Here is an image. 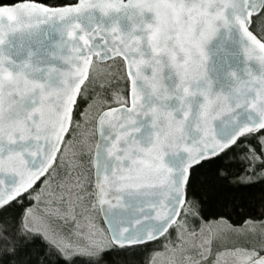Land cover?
Returning a JSON list of instances; mask_svg holds the SVG:
<instances>
[{"label":"snow or ice","instance_id":"snow-or-ice-1","mask_svg":"<svg viewBox=\"0 0 264 264\" xmlns=\"http://www.w3.org/2000/svg\"><path fill=\"white\" fill-rule=\"evenodd\" d=\"M0 264H264V0H0Z\"/></svg>","mask_w":264,"mask_h":264}]
</instances>
